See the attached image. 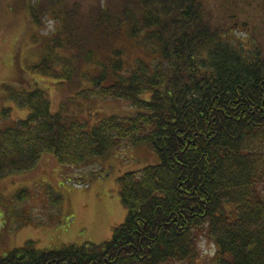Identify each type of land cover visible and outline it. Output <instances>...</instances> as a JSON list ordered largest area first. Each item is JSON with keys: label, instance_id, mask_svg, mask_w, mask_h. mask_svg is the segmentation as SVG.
<instances>
[{"label": "trees", "instance_id": "16d2710c", "mask_svg": "<svg viewBox=\"0 0 264 264\" xmlns=\"http://www.w3.org/2000/svg\"><path fill=\"white\" fill-rule=\"evenodd\" d=\"M28 9L30 40L42 47L30 74L68 95L52 113L35 81L2 86L1 101L29 113L0 126V179L46 153L82 166L144 146L159 161L118 178L126 217L109 241L48 251L29 241L0 264H198L200 240L215 264H264V0H35ZM75 98L126 101L136 114L82 122L63 112Z\"/></svg>", "mask_w": 264, "mask_h": 264}, {"label": "rangeland", "instance_id": "374dc122", "mask_svg": "<svg viewBox=\"0 0 264 264\" xmlns=\"http://www.w3.org/2000/svg\"><path fill=\"white\" fill-rule=\"evenodd\" d=\"M34 2L0 0V117L2 108H10L9 116L1 117L2 127L24 120L29 113L10 101H1L3 85L30 89L35 81L47 89L52 113L61 111L68 95L67 89L58 88L53 80L30 74L29 67L42 54V47L30 40L28 8ZM234 30L236 36L244 37L241 28ZM133 49L140 55L137 47ZM143 98L148 99L149 95ZM75 99L63 112L74 114L82 122L95 124L109 116L131 118L136 114L126 101L92 103ZM158 161L154 152L144 146L124 149L82 166H63L53 153H46L33 169L0 179V258L29 241L42 251L109 241L113 229L126 217L118 178L157 165ZM198 249V264H215L213 245L200 240Z\"/></svg>", "mask_w": 264, "mask_h": 264}]
</instances>
